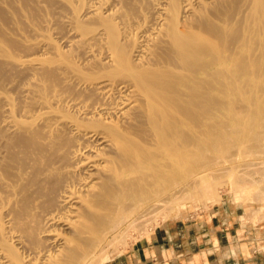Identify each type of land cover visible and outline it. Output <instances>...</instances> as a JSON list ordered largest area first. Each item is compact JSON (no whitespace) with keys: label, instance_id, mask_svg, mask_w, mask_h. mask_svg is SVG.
Returning a JSON list of instances; mask_svg holds the SVG:
<instances>
[{"label":"bare ground","instance_id":"6f19581e","mask_svg":"<svg viewBox=\"0 0 264 264\" xmlns=\"http://www.w3.org/2000/svg\"><path fill=\"white\" fill-rule=\"evenodd\" d=\"M243 155L264 0H0V264H88Z\"/></svg>","mask_w":264,"mask_h":264},{"label":"crops","instance_id":"0c3cea01","mask_svg":"<svg viewBox=\"0 0 264 264\" xmlns=\"http://www.w3.org/2000/svg\"><path fill=\"white\" fill-rule=\"evenodd\" d=\"M106 264H264V215L220 203L199 219L167 221Z\"/></svg>","mask_w":264,"mask_h":264},{"label":"rangeland","instance_id":"374dc122","mask_svg":"<svg viewBox=\"0 0 264 264\" xmlns=\"http://www.w3.org/2000/svg\"><path fill=\"white\" fill-rule=\"evenodd\" d=\"M247 156L248 157L246 158V156L243 155L244 159L241 158V156H239L236 162L240 165H237L236 168H233L232 171L228 172L227 175L224 176V178L213 180L214 181V185H213L214 192L213 193L214 195H216V198H218L214 202L213 201L210 202L211 199L209 200L207 198L205 199V201L207 200L208 202L207 201L205 202L204 200H200V199H199L200 201L199 200L193 201V200L187 199L186 204L184 205L174 204V206L178 208L172 209L170 213L168 211L167 217L163 219L162 216L160 215H154L152 217V220H150V223L149 221H142L138 225V227H136L138 229L135 228L133 229L134 231L131 230L129 234H127L125 237L122 238V240L112 243L106 251H104L103 253L99 255H96L95 257H92V259L90 260L88 264H106L110 262L113 258H115L116 256L120 255L121 253L129 249L135 242L145 237L146 235H148L149 233H151L152 231H154L156 228L160 227L162 224L166 223L167 221L176 220V219H199L205 214L212 212L216 208V206L219 205L220 203L225 202L229 205H232V207L239 212L246 211L249 217L250 216L257 217L260 215H264V197H262L264 196V193L262 194V191L264 192V181H263L264 173H262V171L258 172L259 175L262 176L261 178L262 180L260 179L259 181L260 183H255L253 182L254 178L259 179L261 177L258 175V173H256L257 171L254 172V170L258 167H255L254 164L253 166L252 164L250 165L252 167L248 165L250 169L254 167L253 170L251 169L255 173V176L252 175L253 177L250 174L252 173V171L249 170L250 173L247 174V171L249 168L242 169L244 171L243 173H245L246 176L243 175L242 170L241 172L239 171V169L241 168V164L243 162H245L246 165H244L245 163H243L242 167L243 165L247 167V161L248 163L251 160L257 161L254 155L253 156L247 155ZM238 171L240 173H238ZM237 173L239 174L238 177H236ZM240 174L243 176L240 177L241 176ZM229 175L230 176L232 175L231 176L232 179L230 178ZM236 179H237V182L235 181ZM258 195H260V197ZM202 201H204L203 202L205 203L204 205Z\"/></svg>","mask_w":264,"mask_h":264}]
</instances>
